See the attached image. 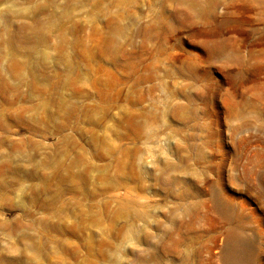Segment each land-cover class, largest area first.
Masks as SVG:
<instances>
[{"label": "rangeland", "instance_id": "374dc122", "mask_svg": "<svg viewBox=\"0 0 264 264\" xmlns=\"http://www.w3.org/2000/svg\"><path fill=\"white\" fill-rule=\"evenodd\" d=\"M264 264V0H0V264Z\"/></svg>", "mask_w": 264, "mask_h": 264}, {"label": "bare ground", "instance_id": "6f19581e", "mask_svg": "<svg viewBox=\"0 0 264 264\" xmlns=\"http://www.w3.org/2000/svg\"><path fill=\"white\" fill-rule=\"evenodd\" d=\"M248 247L249 243L245 238L237 237V239L231 240L228 248L230 264H243L249 251Z\"/></svg>", "mask_w": 264, "mask_h": 264}]
</instances>
